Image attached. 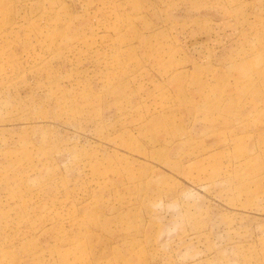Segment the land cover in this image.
<instances>
[{
	"label": "rangeland",
	"instance_id": "1",
	"mask_svg": "<svg viewBox=\"0 0 264 264\" xmlns=\"http://www.w3.org/2000/svg\"><path fill=\"white\" fill-rule=\"evenodd\" d=\"M0 264H264V0H0Z\"/></svg>",
	"mask_w": 264,
	"mask_h": 264
}]
</instances>
